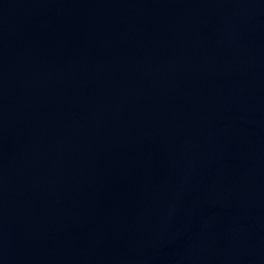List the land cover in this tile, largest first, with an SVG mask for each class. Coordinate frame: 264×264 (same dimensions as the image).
<instances>
[{
  "label": "water",
  "instance_id": "1",
  "mask_svg": "<svg viewBox=\"0 0 264 264\" xmlns=\"http://www.w3.org/2000/svg\"><path fill=\"white\" fill-rule=\"evenodd\" d=\"M0 264H264V0H0Z\"/></svg>",
  "mask_w": 264,
  "mask_h": 264
}]
</instances>
